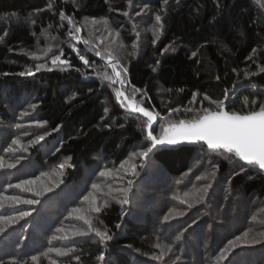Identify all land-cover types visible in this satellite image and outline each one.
I'll list each match as a JSON object with an SVG mask.
<instances>
[{
	"label": "trees",
	"instance_id": "obj_1",
	"mask_svg": "<svg viewBox=\"0 0 264 264\" xmlns=\"http://www.w3.org/2000/svg\"><path fill=\"white\" fill-rule=\"evenodd\" d=\"M261 5L0 0V264H264V170L204 141L142 157L130 104L157 137L218 103L258 110Z\"/></svg>",
	"mask_w": 264,
	"mask_h": 264
},
{
	"label": "snow or ice",
	"instance_id": "obj_2",
	"mask_svg": "<svg viewBox=\"0 0 264 264\" xmlns=\"http://www.w3.org/2000/svg\"><path fill=\"white\" fill-rule=\"evenodd\" d=\"M168 0H164L166 4ZM259 2V0H258ZM264 7V5H261ZM127 15V13H125ZM161 17L156 16V20L159 21ZM78 31V29H77ZM99 55V53H97ZM196 55L195 52L192 54ZM84 60V57H80ZM60 59L59 56L55 57L52 61L55 64ZM62 63L64 61H61ZM85 63H88L85 60ZM43 65H37L36 71H39ZM115 67V66H113ZM126 72L127 69H124ZM153 71H156L154 68ZM264 71V69H261ZM28 75L33 73L29 71ZM25 75V73H20ZM119 76V73H116ZM105 79L112 80V77L106 76ZM136 91H139L138 89ZM122 93H117V96ZM195 97V94H193ZM208 97H205L207 99ZM32 107H35L34 105ZM133 111L142 113L147 117L149 126L152 125V121L156 119L152 112L148 111L144 107L133 108ZM171 111H178V109H172ZM147 137L151 142V147L147 150H143L139 153L142 157H147L148 153L157 145H175L181 141H204L210 149H225L229 153H234L235 157H238L241 161H246L247 166H257L261 170H264V104H260L258 110L250 111L247 114H239L236 112H227L222 108V104H217V110L215 112L210 109H204L203 115L198 119L192 121L180 120L176 124H170L163 128L162 134L157 137L154 135V128L148 131ZM43 136L38 137V140H43ZM17 143V141H13ZM63 165H61L62 167ZM240 170H245V165L240 166ZM108 173L101 172V176ZM31 183V182H25ZM94 188L98 187L93 185ZM207 187L205 188V191ZM16 199V198H13ZM87 200L88 197H85ZM25 203H35V201H25ZM127 203V200L123 201ZM94 211L99 212L98 207L93 208ZM22 216L28 215V213H22ZM165 220L168 219L166 216ZM93 230V229H90ZM95 234L104 240L107 238V233L101 232L95 229ZM84 232H77L74 235H85ZM66 255V253H58ZM35 260L36 258L33 257ZM78 259V257H77ZM103 259V257H101Z\"/></svg>",
	"mask_w": 264,
	"mask_h": 264
},
{
	"label": "water",
	"instance_id": "obj_3",
	"mask_svg": "<svg viewBox=\"0 0 264 264\" xmlns=\"http://www.w3.org/2000/svg\"><path fill=\"white\" fill-rule=\"evenodd\" d=\"M131 104V108H132V110H133V108H136V106H135V104L134 103H130ZM225 104H226V102H224V105L222 106V108H223V110L224 111H227L226 110V107H225ZM135 112V111H134ZM228 112V111H227ZM136 113H139V112H136ZM154 115V114H153ZM155 117H156V115H154ZM156 122H157V117H156V119H154L153 121H152V125L151 126H148V131L149 130H151V128L156 124ZM189 141H181V142H179V143H177V144H175V145H157L156 147H158V146H163V147H169V146H176V145H179V144H181V143H188ZM195 142H199V141H195ZM155 147V148H156ZM155 148H153V149H155ZM152 149V150H153Z\"/></svg>",
	"mask_w": 264,
	"mask_h": 264
},
{
	"label": "rangeland",
	"instance_id": "obj_4",
	"mask_svg": "<svg viewBox=\"0 0 264 264\" xmlns=\"http://www.w3.org/2000/svg\"><path fill=\"white\" fill-rule=\"evenodd\" d=\"M112 40H115L114 38L112 39ZM112 45V44H111ZM115 45V44H114ZM111 48H112V46H110ZM61 61H64L63 63L61 62ZM58 63H62L63 65H65L66 64V61L65 60H59L58 61ZM47 201V200H46ZM56 201H58V198L57 199H54L53 201H52V203H54V202H56ZM20 202H23L22 200H20ZM37 213V212H36ZM64 218L63 217H61L60 218V222L63 220ZM17 229V228H16ZM18 230H22V229H18ZM62 232L65 234V236L67 237V235H69V232H67V230H65V229H62ZM16 236L17 237H15L16 238V240L17 241H19V238H21V239H24L25 237H24V235L22 234V232H20V233H18V234H16ZM18 238V239H17ZM1 250H3V248L1 247ZM4 251V250H3Z\"/></svg>",
	"mask_w": 264,
	"mask_h": 264
},
{
	"label": "bare ground",
	"instance_id": "obj_5",
	"mask_svg": "<svg viewBox=\"0 0 264 264\" xmlns=\"http://www.w3.org/2000/svg\"><path fill=\"white\" fill-rule=\"evenodd\" d=\"M157 123V122H156ZM182 144V143H181Z\"/></svg>",
	"mask_w": 264,
	"mask_h": 264
}]
</instances>
